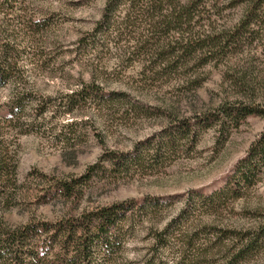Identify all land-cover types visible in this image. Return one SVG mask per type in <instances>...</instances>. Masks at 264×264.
<instances>
[{"label": "rangeland", "instance_id": "rangeland-1", "mask_svg": "<svg viewBox=\"0 0 264 264\" xmlns=\"http://www.w3.org/2000/svg\"><path fill=\"white\" fill-rule=\"evenodd\" d=\"M249 1L208 0L205 27L233 30ZM106 2L17 0L13 6L10 27L21 52L20 75L0 87V103L8 102L16 82L36 98L29 99L22 117L34 126L15 135L19 197L10 210L0 199V225L55 221L137 200L119 219L111 244L92 245L90 264H222L225 246L210 248L215 231L207 227L250 225L253 212L264 213V171L240 198L212 194L264 130V116L187 127L182 134L179 126L183 119L191 125L196 113H215L219 105L229 108L237 100L264 107V7L255 14L257 22L230 36L226 49H216V57L186 56L175 62L167 52L153 59L127 50L136 43L134 35L148 33L145 19L130 26L131 33L124 27L128 33H116L106 24L95 30ZM127 9L117 7L115 18ZM17 11L27 14L33 29L24 28ZM169 33L177 34L174 29ZM150 65L162 74L144 72ZM250 66L253 86L247 92L234 80ZM41 102L47 107L43 113ZM72 179L78 197L38 200L56 183ZM263 263L264 251L243 264Z\"/></svg>", "mask_w": 264, "mask_h": 264}, {"label": "trees", "instance_id": "trees-1", "mask_svg": "<svg viewBox=\"0 0 264 264\" xmlns=\"http://www.w3.org/2000/svg\"><path fill=\"white\" fill-rule=\"evenodd\" d=\"M16 1L0 0V13L3 12V16L0 17V87L10 84L20 75L18 73H20L21 52L12 38L15 36V31L10 27V21L14 15L12 9ZM207 1L107 0L102 18L95 30H99L102 24H106L109 30L115 29L116 33L119 31L120 34L126 33L125 28H129L128 31L131 33L133 29L130 26L133 27L137 21L140 23L145 19L150 27L148 33L143 30L138 35H134L136 43L127 48L128 51L133 48L131 52L135 50L139 53L144 52L150 54L153 59L154 57L163 59L167 52L168 55L175 56V62L182 57L195 55L196 59L202 60L204 57L205 59L216 57L220 50L216 49H224L230 36L235 37L242 26L249 27L257 22L258 16L255 14L263 12L264 7V0H250L249 8L233 30L222 29L214 32L207 30L206 23L203 22L204 12L209 11L206 10ZM122 4L128 5V9L125 10L121 19H117L115 10ZM17 12L20 21L26 23L24 28L28 29L27 31L33 29V24L26 21L27 14ZM171 29L176 30L177 34L169 33ZM147 69L152 70L154 75L162 74L154 65L145 67L144 72ZM252 75L253 70L250 66L235 77V87L250 91L253 83L251 84L249 77ZM12 86L8 102L0 103V199L9 210L14 206L13 201L19 197L17 190L19 151L18 137L15 135L24 134L34 126L31 122L22 121V117L27 114L26 104L29 99L36 98L33 90L25 84L22 86L16 82ZM92 87L95 86L92 85ZM96 88L99 87L96 86ZM87 89L85 87L77 91L78 95L86 92ZM121 94L125 93L121 92ZM234 103L238 104L229 108L219 105L215 113L208 111L196 113L191 125V122L183 119L185 124L179 126V134H182L187 127L190 130L191 127L194 129V127L213 126L222 124L225 120L239 124L251 114L264 116V107L242 100ZM40 105L43 106L45 103L41 102ZM34 110L36 114L39 113L37 109ZM45 111H47L46 105L40 113ZM6 128L9 130L4 131ZM7 133H10L9 137ZM109 160L114 162L113 159ZM263 171L264 130L252 142L246 155L238 161L234 172L225 184L214 190L212 195L225 199L240 198L244 190L258 181ZM78 187L76 179L61 180L45 194L38 196V200L46 202L55 197L68 199L72 196L78 197ZM137 203V200H127L84 211L79 215H65L55 221L37 220L8 227L0 225V264H90L92 245H110L111 239L118 230L119 219L127 215V212ZM156 203L159 201L157 200ZM252 214L256 219L250 225L232 224L219 227L212 223V227H207L215 231L213 233L215 239L210 243V248H215L217 244L225 246L224 249H220L223 252L222 264L247 263L264 251V213L259 212L257 213L259 215H256L253 212ZM161 235L159 238L162 237ZM225 239L229 242L226 245L220 244ZM107 259L110 258L107 257Z\"/></svg>", "mask_w": 264, "mask_h": 264}]
</instances>
